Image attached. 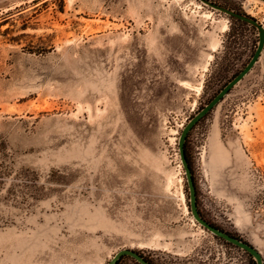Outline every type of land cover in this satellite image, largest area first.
<instances>
[{"label": "rangeland", "instance_id": "1", "mask_svg": "<svg viewBox=\"0 0 264 264\" xmlns=\"http://www.w3.org/2000/svg\"><path fill=\"white\" fill-rule=\"evenodd\" d=\"M209 1L264 26V0ZM221 13L0 0V264H256L193 219L179 153L258 45ZM184 154L200 216L264 264V50Z\"/></svg>", "mask_w": 264, "mask_h": 264}, {"label": "water", "instance_id": "2", "mask_svg": "<svg viewBox=\"0 0 264 264\" xmlns=\"http://www.w3.org/2000/svg\"><path fill=\"white\" fill-rule=\"evenodd\" d=\"M205 4L209 5L211 8L222 12L226 15L236 17L251 26H254L258 30V45L257 48L249 61V63L246 65V67L236 76L234 77L210 102L207 104L200 112H198L187 124L184 126L181 135L179 137L178 145H179V153L182 165L185 170V177L188 185L189 190V207H190V213L193 217V219L201 225L203 228H205L207 231L212 233L215 237L220 238L224 240L225 242L232 244L233 246H236L240 248L241 250L248 253L251 257H253L256 261V264H262V258L260 254L256 251L255 248L250 246L249 244L242 242L241 240L232 237L228 235L225 232H222L221 230L211 226L208 222H206L199 214L197 202H196V192L195 187L192 179L191 170L189 168V165L187 163V160L185 158L184 154V142L186 139V136L188 132L191 130V128L200 121L206 114H208L214 107L218 105V103L221 102V100L235 87L253 68V66L258 61L262 51L264 50V26H260L255 20L250 19L246 16H242L239 14H235L227 9H224L222 7L216 6L214 4H211L207 1H205ZM122 256H129L136 260L139 264H149L146 262L139 254L136 252H133L131 250H121L119 251L107 264H116L117 261Z\"/></svg>", "mask_w": 264, "mask_h": 264}, {"label": "flooded vegetation", "instance_id": "3", "mask_svg": "<svg viewBox=\"0 0 264 264\" xmlns=\"http://www.w3.org/2000/svg\"><path fill=\"white\" fill-rule=\"evenodd\" d=\"M204 1H207V2H209V3H212V2L209 1V0H204ZM221 14H224V13H221ZM224 15H225V14H224ZM226 16L230 17L231 19H233V20L236 21L237 23L248 24V23H246V22H244V21H242V20H240V19H238V18H236V17L229 16V15H226ZM226 28H227V26L225 25V26H224V31L226 30Z\"/></svg>", "mask_w": 264, "mask_h": 264}, {"label": "bare ground", "instance_id": "4", "mask_svg": "<svg viewBox=\"0 0 264 264\" xmlns=\"http://www.w3.org/2000/svg\"><path fill=\"white\" fill-rule=\"evenodd\" d=\"M254 16V15H253ZM206 17V16H205ZM204 17V18H205ZM212 50H215V48L213 47ZM212 59V56L210 55L209 58H208V62ZM208 65V64H207ZM198 90V89H197Z\"/></svg>", "mask_w": 264, "mask_h": 264}, {"label": "trees", "instance_id": "5", "mask_svg": "<svg viewBox=\"0 0 264 264\" xmlns=\"http://www.w3.org/2000/svg\"><path fill=\"white\" fill-rule=\"evenodd\" d=\"M187 160V162H188V159H186ZM189 163V162H188ZM189 165V164H188Z\"/></svg>", "mask_w": 264, "mask_h": 264}]
</instances>
